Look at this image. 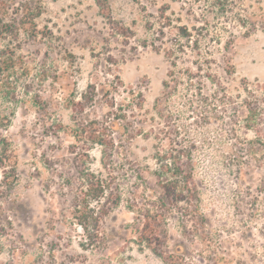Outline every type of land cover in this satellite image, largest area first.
Wrapping results in <instances>:
<instances>
[{
  "label": "rangeland",
  "instance_id": "rangeland-1",
  "mask_svg": "<svg viewBox=\"0 0 264 264\" xmlns=\"http://www.w3.org/2000/svg\"><path fill=\"white\" fill-rule=\"evenodd\" d=\"M0 18L18 27L0 37L17 176L0 264H264V0H0ZM92 120L106 144L81 134ZM176 149L206 219L170 204L159 256L135 211L163 195L157 153Z\"/></svg>",
  "mask_w": 264,
  "mask_h": 264
},
{
  "label": "trees",
  "instance_id": "trees-1",
  "mask_svg": "<svg viewBox=\"0 0 264 264\" xmlns=\"http://www.w3.org/2000/svg\"><path fill=\"white\" fill-rule=\"evenodd\" d=\"M97 5L101 9H106L108 7V0H95ZM24 24V21L21 22ZM20 23V24H21ZM25 26V25H23ZM17 26L10 22H4L0 18V37H3L8 34H17ZM25 31L29 34L31 31L36 32V26L31 28L23 27ZM30 35V34H29ZM9 45L0 47V58L5 59L3 64L5 69L12 66L11 57H9ZM4 69L0 66V74ZM1 77V76H0ZM1 80V79H0ZM170 80L164 81V88H170ZM87 100H92L91 97H85ZM81 134L90 142L91 144H101L104 145L107 143L104 131H101L97 126V121L92 120L88 124L80 125ZM8 141L6 136L0 137V168L2 170V180L4 184L0 187V197L4 195L3 186L12 187L14 185V180H17L15 166L8 164L10 162V155L8 153ZM183 151L176 149L173 153L167 154L162 150V152L157 153V160L159 161V169L157 171L158 185L163 190V195L157 194L155 198L150 199L151 204L145 205L144 207L137 208L135 211L136 217V232L137 239L142 246L148 247L155 254L163 256L164 253L161 251L159 245L161 244L163 231L161 229L162 220L166 218L167 208L170 207V204H178L180 201L184 200L187 203V210H190L192 213H198L202 220L206 219L205 214L203 213L200 205H194L193 201L199 200L198 192L192 187L193 173L191 170L185 169V165L182 160ZM10 168V169H8ZM10 172L12 173V180L10 178ZM94 178L87 177L86 185L89 188H95V191L98 190V193H104L106 191L105 180L101 177ZM120 198V195L118 196ZM97 237L98 235H94ZM94 237V238H95Z\"/></svg>",
  "mask_w": 264,
  "mask_h": 264
}]
</instances>
